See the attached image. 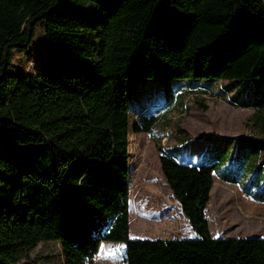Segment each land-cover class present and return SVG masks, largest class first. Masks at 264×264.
I'll return each instance as SVG.
<instances>
[{
    "label": "trees",
    "instance_id": "trees-1",
    "mask_svg": "<svg viewBox=\"0 0 264 264\" xmlns=\"http://www.w3.org/2000/svg\"><path fill=\"white\" fill-rule=\"evenodd\" d=\"M38 23L43 71L8 73ZM143 78L264 86V0H0V264L42 241L61 242L65 264H86L106 241L124 243L126 264H264V237L210 234L214 164L179 163L158 142L187 222L173 218L196 237H130L147 235L129 196V134L156 120L129 126L128 84ZM232 83L221 90L230 103L260 113L264 101H238Z\"/></svg>",
    "mask_w": 264,
    "mask_h": 264
},
{
    "label": "rangeland",
    "instance_id": "rangeland-1",
    "mask_svg": "<svg viewBox=\"0 0 264 264\" xmlns=\"http://www.w3.org/2000/svg\"><path fill=\"white\" fill-rule=\"evenodd\" d=\"M83 11L88 14L93 8L86 5ZM44 45L43 23H38L29 48L12 51L8 73L39 75L45 66ZM195 80L174 79L170 84L155 78L129 81L130 128L144 118L156 119L148 132L129 134L133 137L128 147L131 210L139 229L147 234L129 235L192 237L186 223H175L173 218L177 213L183 215L163 178L158 142L184 163L214 164L205 208L213 237H264V106L255 113L253 107L231 104L221 92L224 84L237 82L231 86L233 97L257 102L264 101V86L253 79L216 81L211 86ZM15 264H65L61 242H39L23 250ZM86 264H126L124 243L103 242Z\"/></svg>",
    "mask_w": 264,
    "mask_h": 264
},
{
    "label": "crops",
    "instance_id": "crops-1",
    "mask_svg": "<svg viewBox=\"0 0 264 264\" xmlns=\"http://www.w3.org/2000/svg\"><path fill=\"white\" fill-rule=\"evenodd\" d=\"M209 86H211V85H209ZM178 162H179V163H184L180 158H178ZM185 164H192V163H185ZM193 164H196V162L193 163ZM212 175H213V173H212ZM204 214H205V210H204ZM182 215H183V214H182ZM205 216H206V215H205ZM184 218H185V217H184ZM185 221L187 222L186 218H185ZM187 225H188V223H187ZM188 227H189V225H188ZM189 229H190V227H189ZM187 234H189V236H192V237H188V238H194V237H196L195 233H194L192 230H190V232H188Z\"/></svg>",
    "mask_w": 264,
    "mask_h": 264
},
{
    "label": "snow or ice",
    "instance_id": "snow-or-ice-1",
    "mask_svg": "<svg viewBox=\"0 0 264 264\" xmlns=\"http://www.w3.org/2000/svg\"><path fill=\"white\" fill-rule=\"evenodd\" d=\"M121 249H117V251H120Z\"/></svg>",
    "mask_w": 264,
    "mask_h": 264
},
{
    "label": "water",
    "instance_id": "water-1",
    "mask_svg": "<svg viewBox=\"0 0 264 264\" xmlns=\"http://www.w3.org/2000/svg\"><path fill=\"white\" fill-rule=\"evenodd\" d=\"M255 237H257V236H255Z\"/></svg>",
    "mask_w": 264,
    "mask_h": 264
}]
</instances>
